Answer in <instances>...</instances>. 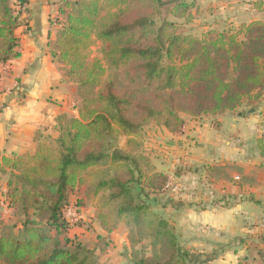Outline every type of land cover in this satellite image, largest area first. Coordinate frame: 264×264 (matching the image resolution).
I'll use <instances>...</instances> for the list:
<instances>
[{"label": "trees", "instance_id": "16d2710c", "mask_svg": "<svg viewBox=\"0 0 264 264\" xmlns=\"http://www.w3.org/2000/svg\"><path fill=\"white\" fill-rule=\"evenodd\" d=\"M59 3L63 24L52 55L77 85L82 106L78 118L58 117V136H39L33 154L0 158V171L11 173L8 206L24 218L21 236H0V264H101L90 250L74 252L68 238L59 240L70 227L64 212L74 190L98 199L95 219L107 235L120 224L129 230L134 264H210L208 255L185 248L170 218L152 209L150 197L166 190L170 175L117 142L134 138L151 120L178 134L182 115L216 117L243 107L249 110L242 117L261 108L264 127V20L198 37L163 17L166 8L191 22L199 9L187 0ZM21 25L11 0H0V64L20 58ZM94 40L102 60L89 61ZM259 147L264 154V133ZM146 242L151 253L138 257L136 246Z\"/></svg>", "mask_w": 264, "mask_h": 264}, {"label": "crops", "instance_id": "0c3cea01", "mask_svg": "<svg viewBox=\"0 0 264 264\" xmlns=\"http://www.w3.org/2000/svg\"><path fill=\"white\" fill-rule=\"evenodd\" d=\"M254 1L248 12L238 6L242 23L235 20L233 27L264 20V0ZM56 3L28 0L15 32L20 58L0 64V158L33 154L39 136H58V117H79L77 85L52 55L63 24ZM248 110L185 118L180 133L165 131L175 142L172 154L183 157L169 172L170 219L185 248L208 255L210 264H264V127L261 108L240 115Z\"/></svg>", "mask_w": 264, "mask_h": 264}, {"label": "rangeland", "instance_id": "374dc122", "mask_svg": "<svg viewBox=\"0 0 264 264\" xmlns=\"http://www.w3.org/2000/svg\"><path fill=\"white\" fill-rule=\"evenodd\" d=\"M170 1V0H165ZM188 2H195L196 8L199 9V13L195 15L191 22L185 20L175 19L170 16L165 8L163 17L176 22L187 33L200 37L205 28H209L212 25L219 26V30H235L232 26L235 20L242 23L240 15L238 14L241 5L243 10L248 12V6H253L254 0H248L250 3H239L238 0H187ZM58 5L59 0H54V4ZM11 6L16 15L20 17L23 14L25 6L20 4L18 0H11ZM229 9V10H228ZM196 9L193 10L195 12ZM231 12V13H229ZM233 21L231 22V20ZM246 18L244 21L248 20ZM101 44L94 40L88 51V60H102L100 54ZM82 106V101H81ZM80 106V108H81ZM80 110V109H79ZM185 118H191L190 116L182 115ZM201 118H216V117H201ZM186 122V120H185ZM184 126L180 130L183 131ZM167 129L155 120H151L150 123L144 126L141 132L130 139L126 136H121L117 142L120 149L125 150L133 155H145L148 156L155 168L160 172L164 171L165 174L173 175L174 160H177L178 164L182 163L183 157L177 156L173 147L175 145L174 140L169 141L166 137ZM130 140V143H128ZM163 173V172H162ZM9 170L6 173L0 171V213L3 216V226H0V236L2 233H11L16 236H21L23 216L11 206L5 208L7 202V182L10 177ZM6 184V186H5ZM6 189V191H4ZM150 204L154 212L163 215L165 218H170V211L168 206L163 207V204L168 205L170 201L168 187L163 192L156 195H152ZM98 207V199L91 195H86L84 190H74L69 197V204L64 212V218L67 222H70L69 229L64 236L59 237V240L63 242L64 237L68 238L70 243L68 248L72 251H76L77 246H81L86 250H90L94 253L96 259L101 264H134L133 249L129 244L128 235L129 230L120 224L115 232L111 235H99V224L96 222L95 215ZM56 235L55 232H52ZM181 242L184 239L182 236ZM139 253L138 257L151 253L150 245L148 242L136 246Z\"/></svg>", "mask_w": 264, "mask_h": 264}, {"label": "water", "instance_id": "95a60500", "mask_svg": "<svg viewBox=\"0 0 264 264\" xmlns=\"http://www.w3.org/2000/svg\"><path fill=\"white\" fill-rule=\"evenodd\" d=\"M2 127H1V125H0V136H1V134H2V129H1Z\"/></svg>", "mask_w": 264, "mask_h": 264}, {"label": "built area", "instance_id": "2783aa9c", "mask_svg": "<svg viewBox=\"0 0 264 264\" xmlns=\"http://www.w3.org/2000/svg\"><path fill=\"white\" fill-rule=\"evenodd\" d=\"M7 206H8V205L6 204V206H5L6 210H7ZM68 223H70V222H68Z\"/></svg>", "mask_w": 264, "mask_h": 264}]
</instances>
